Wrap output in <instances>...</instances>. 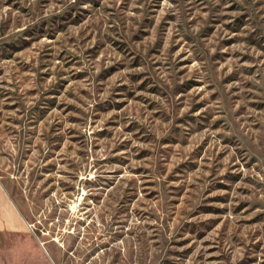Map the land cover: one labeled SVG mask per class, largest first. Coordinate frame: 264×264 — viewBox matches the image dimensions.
<instances>
[{
  "label": "rangeland",
  "instance_id": "rangeland-1",
  "mask_svg": "<svg viewBox=\"0 0 264 264\" xmlns=\"http://www.w3.org/2000/svg\"><path fill=\"white\" fill-rule=\"evenodd\" d=\"M0 184V264H264V0H0Z\"/></svg>",
  "mask_w": 264,
  "mask_h": 264
},
{
  "label": "crops",
  "instance_id": "crops-1",
  "mask_svg": "<svg viewBox=\"0 0 264 264\" xmlns=\"http://www.w3.org/2000/svg\"><path fill=\"white\" fill-rule=\"evenodd\" d=\"M3 196H4V194H3V189H2V186H1V184H0V223H1V220H2V218H3V214H4V212H3V200H4V198H3ZM5 201V200H4ZM8 210H10V209H8ZM11 211V210H10Z\"/></svg>",
  "mask_w": 264,
  "mask_h": 264
}]
</instances>
